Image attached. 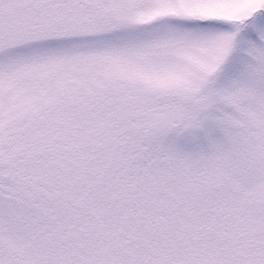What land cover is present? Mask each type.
<instances>
[{
	"label": "snow or ice",
	"instance_id": "1",
	"mask_svg": "<svg viewBox=\"0 0 264 264\" xmlns=\"http://www.w3.org/2000/svg\"><path fill=\"white\" fill-rule=\"evenodd\" d=\"M0 264H264V0H0Z\"/></svg>",
	"mask_w": 264,
	"mask_h": 264
}]
</instances>
